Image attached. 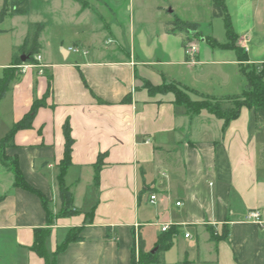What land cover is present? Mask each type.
Returning <instances> with one entry per match:
<instances>
[{
  "label": "crops",
  "instance_id": "1",
  "mask_svg": "<svg viewBox=\"0 0 264 264\" xmlns=\"http://www.w3.org/2000/svg\"><path fill=\"white\" fill-rule=\"evenodd\" d=\"M50 1L60 9L69 5V45L57 33L45 41L49 24L37 21L44 24L38 37L41 60L38 66L17 67L3 96L10 91L6 132L43 96L50 78L49 95L31 127L15 131L13 144L3 153L16 158L23 178L47 197L54 218L47 224L39 198L15 186L8 160H0V264H45L31 245L33 230L46 227L49 256L70 228H81V239L58 252L56 264H128L137 240L144 251L153 250L166 232L164 224L175 234L162 261L151 264H264V123L255 122L253 109L242 106L223 126L222 119L206 110L191 113L174 102L171 92L150 93L146 87L174 81L193 90L192 100L200 94H239L244 79L235 50L213 47L204 39L228 41L223 18V40L201 31L194 20L188 21L198 23L201 37L169 31L175 18L187 19L164 18L145 32L156 37L155 48L140 49L132 27L126 43L124 28L98 20L91 8L101 9L99 0ZM30 3L21 16L31 13ZM224 4L247 62L263 63L264 0ZM102 38L116 45L102 48ZM187 43L196 46L194 64L185 60ZM65 121L73 139L64 175L72 212L59 215L56 176ZM100 154L103 163L95 181L93 164ZM253 209L259 210L261 224L246 219ZM209 227L217 235L223 229L228 234L213 241Z\"/></svg>",
  "mask_w": 264,
  "mask_h": 264
},
{
  "label": "trees",
  "instance_id": "2",
  "mask_svg": "<svg viewBox=\"0 0 264 264\" xmlns=\"http://www.w3.org/2000/svg\"><path fill=\"white\" fill-rule=\"evenodd\" d=\"M28 10L29 0H3L0 8V22H2L7 15L26 14ZM212 13L214 16L223 18L228 41L221 43L209 36H205L204 39L213 47L232 48L235 50L238 60L241 62L239 72L244 79V85L241 92L223 98L200 94L199 99L192 100L189 93L193 90L174 81H165L158 86L146 84V87L150 93L171 92L173 94L174 102L184 104L191 113H198L200 110H206L214 116L222 119L223 126H225L231 119L238 116L239 110L242 106L253 109L255 122L264 123V62L260 64L247 62L248 59L246 54L243 53L242 48L236 44L237 36L232 32L231 23L225 10L224 0H212ZM170 24L171 28L169 31L173 32L179 30L186 33H192L195 37L202 36L201 31L198 30L197 22L175 18ZM43 26L44 24L41 22L34 23L33 29L27 32L23 38L22 44L19 47V55L13 56L11 66L3 68L0 77V99L5 95L9 84L15 78L18 65L23 63H36L34 55L38 54L41 48L38 37ZM21 55L25 56L24 62L20 59ZM49 90L50 78L48 79L47 88L43 96L34 99L29 110L18 121L13 123L12 127L6 132V134L0 138V158L3 161L6 159L8 160V166L13 173L14 185L34 193L39 198L45 210L47 224H50L54 218V214L48 208L49 200L39 189L30 185L23 178L16 158L6 157L3 153V149L7 145L13 144V135L15 131L31 127L37 109L40 106L45 105V99L49 95ZM62 131L64 135L63 157L59 162V172L56 176V184L61 205L59 215H67L72 212V197L69 187L65 184L64 175L66 168L71 165V149L73 144L68 121L63 123ZM102 163V155L100 154L97 157L96 162L93 164L95 181L98 180V173ZM80 229V227L70 228L67 231L64 240L56 246L52 255L49 256L46 252L44 241L49 235L50 230L47 227L35 228L33 230L34 239L31 249L44 259L45 264H56L55 255L63 250L69 242L81 239ZM208 231L210 239L213 241H216L221 237L225 238L228 234L226 229H223L220 235H217L211 227L208 228ZM174 234V229L170 228L166 230V232L157 239L155 250L153 252L144 251L143 243L138 239V249L135 251L134 247L131 248L130 261L128 264L160 263L162 261V253L170 247Z\"/></svg>",
  "mask_w": 264,
  "mask_h": 264
},
{
  "label": "rangeland",
  "instance_id": "3",
  "mask_svg": "<svg viewBox=\"0 0 264 264\" xmlns=\"http://www.w3.org/2000/svg\"><path fill=\"white\" fill-rule=\"evenodd\" d=\"M0 0V8L2 5ZM93 1V0H89ZM31 2V3H30ZM32 11L29 15H7L0 22V77L2 69L10 63L13 54L19 55V47L24 33L31 31L37 21L45 22L47 25L43 32V39L46 41L57 33L63 37V45L66 47L69 42L66 41L67 16L71 12L69 5L60 9L57 4L46 0H30ZM101 9L91 10L96 14L100 22L113 21L121 28L125 29L126 43L129 40V26L133 28L135 44L141 47L154 49L156 46V37L145 36L148 28L157 26L164 18L173 19L178 15L187 20H194L199 23L200 30L206 33H212L220 40H223V21L220 17L212 13L210 0H99ZM158 8L161 11H157ZM173 11L169 12V10ZM67 10L69 12H67ZM26 32V33H27ZM108 35V34H107ZM105 35L104 37H109ZM147 37V38H146ZM65 39V40H64ZM198 41V40H197ZM195 40V42L197 43ZM99 45L102 48L110 49L116 42L110 40L104 43L101 39ZM60 52V48H59ZM156 54H160L159 49H155ZM163 66H159L161 68ZM211 70V69H208ZM11 123V104L10 91L0 100V137L10 127ZM1 160V158H0ZM2 162H6L1 160ZM0 161V162H1ZM1 162V163H2ZM4 166V165H2Z\"/></svg>",
  "mask_w": 264,
  "mask_h": 264
},
{
  "label": "built area",
  "instance_id": "4",
  "mask_svg": "<svg viewBox=\"0 0 264 264\" xmlns=\"http://www.w3.org/2000/svg\"><path fill=\"white\" fill-rule=\"evenodd\" d=\"M69 50H71L73 52H76L79 49L77 47H69ZM196 51L197 50H196V46H195L194 43H187L185 45L184 54H185V60L188 63L194 64L196 62V60H195ZM34 59L36 60V63H34V64L24 63V64L19 65V67H22L24 69L25 67H28V66L29 67L30 66H36V65L38 66V64L40 63V60H41L40 55L39 54L34 55ZM154 199H155V196L154 195H150V200L153 201ZM176 204H179V202H177ZM246 219L252 220V221H255V222L261 224L260 212L257 209L250 210L247 213ZM168 226H169L168 224H164L163 226H161V230L162 231L167 230ZM185 236H188V234H185Z\"/></svg>",
  "mask_w": 264,
  "mask_h": 264
},
{
  "label": "water",
  "instance_id": "5",
  "mask_svg": "<svg viewBox=\"0 0 264 264\" xmlns=\"http://www.w3.org/2000/svg\"><path fill=\"white\" fill-rule=\"evenodd\" d=\"M170 11V10H169ZM20 59L22 60V62H24V60H25V56L24 55H21L20 56ZM155 250V248L153 249V250H151L152 252Z\"/></svg>",
  "mask_w": 264,
  "mask_h": 264
}]
</instances>
